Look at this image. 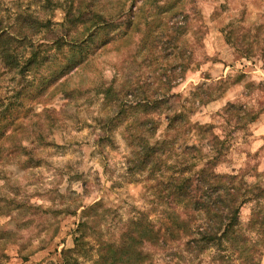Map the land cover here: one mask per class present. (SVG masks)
Listing matches in <instances>:
<instances>
[{
	"label": "rangeland",
	"instance_id": "1",
	"mask_svg": "<svg viewBox=\"0 0 264 264\" xmlns=\"http://www.w3.org/2000/svg\"><path fill=\"white\" fill-rule=\"evenodd\" d=\"M132 1L134 15L120 23L133 17V26L94 30L89 41L84 37L82 56L67 76L60 69L68 59L49 51L48 33L33 42L51 53V68L23 80L0 61V264H61L62 251L75 246L83 211L96 204L91 217L100 220L107 241H117L143 215L158 228L168 223L167 206L156 195L158 177L130 169L134 124L144 114L130 110L116 120L129 103H154V97L168 94L164 109L212 126L226 142L219 172L242 173L264 188V0H122L120 5L128 12ZM0 3L6 19L20 9L43 11L36 0ZM121 6L112 0L98 9L111 13ZM52 11L59 26L64 8ZM54 29L58 34L60 27ZM157 118L161 123L150 143L167 136L166 112ZM104 124L112 131L104 132ZM179 139L197 143L192 134ZM200 149L209 157V148ZM178 159L170 157L167 166ZM255 207L248 204L241 214L253 241L258 234L247 226ZM143 251L151 255L144 264H227L215 249L190 254L181 241L146 244ZM260 254L264 263L263 243ZM80 263L93 264L84 258Z\"/></svg>",
	"mask_w": 264,
	"mask_h": 264
},
{
	"label": "trees",
	"instance_id": "2",
	"mask_svg": "<svg viewBox=\"0 0 264 264\" xmlns=\"http://www.w3.org/2000/svg\"><path fill=\"white\" fill-rule=\"evenodd\" d=\"M107 1L112 0H36L42 5L43 11L20 9L7 19L0 14V61L7 70L24 80L29 75L51 68V53L48 52L53 50L68 59L60 69V75H69L72 67L78 63L76 56H82L80 50L85 48L84 37L89 41L95 35L92 32L94 30L97 32L124 24L133 26V17L129 23L120 21L127 14L134 15V1L127 12L120 5L122 0H113L122 8L104 13L103 9L98 8ZM56 6L64 8L65 12L64 22L59 26L51 18L52 8ZM46 15L50 18L42 19ZM54 27H60L61 33L59 30L56 34ZM43 33L52 34L49 51H45L41 45L36 47L33 42ZM66 47L68 52L65 54ZM27 49H31L29 53ZM56 78L55 84L58 82ZM45 91L47 86L40 94ZM170 100L171 96L165 94L154 97V103L153 99L143 101L138 106L129 103L115 116L116 120L127 118L130 110L137 109L144 114L134 124L137 137L129 164L131 170L148 171L151 176L158 177L155 178L156 195L168 210V223L163 225L164 232L163 228H158L152 222L147 223L143 215L138 221H131L117 241H107L100 233L102 223L96 216L91 217L100 206L96 204L83 211L75 246L62 251L61 264H81L80 258L93 264H144L151 259V255L143 251L146 244L180 241L190 254L199 255L215 249L221 263L231 264L234 260L240 261V264H264L259 259L261 243L264 245V188L259 184L248 183L242 173L219 172L217 167L223 158V145L226 142L213 132L212 126L192 124L186 113L173 112L161 106L162 103L168 105ZM164 112L167 136L150 143L161 123L157 117ZM109 125L114 127L112 120ZM108 129V124L102 126L104 132L108 133ZM172 132L175 133L173 137L169 135ZM191 134L197 143L189 145L185 140L180 141L179 137L184 139ZM108 141L111 142V139ZM201 143L202 146H199ZM206 147L210 149V155L204 158L200 148ZM175 155L179 159L167 166V160ZM204 160L205 163L200 165ZM167 172H171L168 179L165 177ZM248 204L256 205L247 229L249 233L258 234L257 241L247 235L241 223L242 211Z\"/></svg>",
	"mask_w": 264,
	"mask_h": 264
}]
</instances>
